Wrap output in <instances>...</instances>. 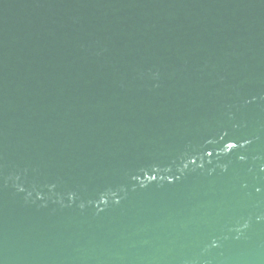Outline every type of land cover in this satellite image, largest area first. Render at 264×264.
I'll return each instance as SVG.
<instances>
[{
	"label": "water",
	"instance_id": "95a60500",
	"mask_svg": "<svg viewBox=\"0 0 264 264\" xmlns=\"http://www.w3.org/2000/svg\"><path fill=\"white\" fill-rule=\"evenodd\" d=\"M0 264H264V0H0Z\"/></svg>",
	"mask_w": 264,
	"mask_h": 264
}]
</instances>
